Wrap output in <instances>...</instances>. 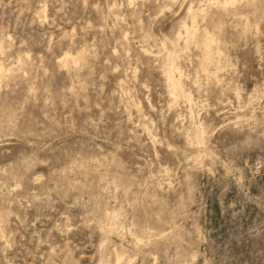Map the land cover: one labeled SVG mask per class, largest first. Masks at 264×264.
<instances>
[{
	"label": "rangeland",
	"instance_id": "rangeland-1",
	"mask_svg": "<svg viewBox=\"0 0 264 264\" xmlns=\"http://www.w3.org/2000/svg\"><path fill=\"white\" fill-rule=\"evenodd\" d=\"M223 4L0 0V264H264V0Z\"/></svg>",
	"mask_w": 264,
	"mask_h": 264
},
{
	"label": "bare ground",
	"instance_id": "bare-ground-1",
	"mask_svg": "<svg viewBox=\"0 0 264 264\" xmlns=\"http://www.w3.org/2000/svg\"><path fill=\"white\" fill-rule=\"evenodd\" d=\"M239 0H225V4H223V6L226 8V7H228L229 5H234V4H236V2H238ZM193 10V9H192ZM193 12V11H192ZM204 15L205 14H203L202 13V11L201 12H197V11H195L194 12V17H193V23H194V31H197V21H198V18L201 16V17H204ZM186 30H188V29H186ZM193 32L192 31H188V36H190L191 34H192ZM195 33H193L192 34V36L194 35ZM209 36V35H208ZM186 37V36H185ZM190 38V37H189ZM209 38V37H208ZM188 40V39H187ZM212 40V39H211ZM190 41V40H189ZM214 41H215V39H214ZM214 43V42H213ZM212 44V43H211ZM213 45V44H212ZM211 45V46H212ZM210 50V49H209ZM218 53V52H217ZM210 54V53H209ZM220 54V53H219ZM209 57H210V55H209ZM170 62H172V61H170ZM171 65V64H170ZM169 65V66H170ZM173 66V65H172ZM171 66V67H172ZM171 70H173V69H171ZM169 72H170V70H169ZM2 73H3V67H0V78H1V76H2ZM169 74V73H168ZM171 74V75H170ZM169 75H170V79L174 82V83H176L177 82V79H176V81H175V78H174V76H173V72L172 73H170ZM3 76H5V73H4V75ZM173 83V84H174ZM178 83V86H179V82H177ZM170 84H172L171 83V81H170ZM176 85V84H175ZM173 86V85H172ZM175 87V86H174ZM176 88H177V86H176Z\"/></svg>",
	"mask_w": 264,
	"mask_h": 264
}]
</instances>
